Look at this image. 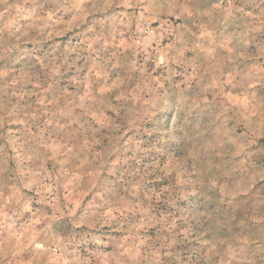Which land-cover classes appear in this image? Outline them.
<instances>
[{
    "label": "rangeland",
    "instance_id": "obj_1",
    "mask_svg": "<svg viewBox=\"0 0 264 264\" xmlns=\"http://www.w3.org/2000/svg\"><path fill=\"white\" fill-rule=\"evenodd\" d=\"M0 264H264V0H0Z\"/></svg>",
    "mask_w": 264,
    "mask_h": 264
}]
</instances>
